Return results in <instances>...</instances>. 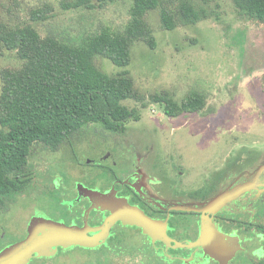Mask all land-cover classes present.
Wrapping results in <instances>:
<instances>
[{"label": "flooded vegetation", "instance_id": "1", "mask_svg": "<svg viewBox=\"0 0 264 264\" xmlns=\"http://www.w3.org/2000/svg\"><path fill=\"white\" fill-rule=\"evenodd\" d=\"M124 132L70 136L97 149L88 163L82 153L72 160L76 163L66 155L70 164L96 169L92 181L71 177L73 182H66L49 158L54 151L64 153L65 142L55 148L42 145L49 155L27 164V187L0 203V217L20 201L32 207L23 231L16 227L8 241L0 233V253L28 237L33 219H46L84 228L100 239L91 246L52 245L46 254L33 252L22 264H264L263 151L251 167L233 170L243 157L227 149L211 169L189 178L170 135L158 131L162 140L154 146L151 135ZM83 188L105 196L96 203ZM237 188L231 198L207 209L220 194ZM125 208L131 209L129 222L111 210L123 216ZM35 232L42 234L39 227ZM16 261L7 257L0 264Z\"/></svg>", "mask_w": 264, "mask_h": 264}, {"label": "rangeland", "instance_id": "2", "mask_svg": "<svg viewBox=\"0 0 264 264\" xmlns=\"http://www.w3.org/2000/svg\"><path fill=\"white\" fill-rule=\"evenodd\" d=\"M60 1L0 0V18L11 23L24 22L31 8L48 3L54 13L35 23L40 34L52 33L76 41L101 25L122 29L129 18V0L103 5L98 0H90L94 5L91 9L85 6L65 9ZM210 9L216 14L172 30L162 29L158 11H150L146 20L155 41L154 48L143 41L134 42L130 63L125 67L115 66L106 58L96 60L108 73L127 70L135 87L148 101L146 106L134 100L123 101L129 107H136L140 115L139 119L126 122L124 133L151 135L154 146L162 140L158 131L161 130V135H170L183 156V165L187 167L184 171L189 178L211 169L227 149L243 157L244 162L233 164V170L251 167V163L257 162L258 153L264 152V25L240 16L231 0H213ZM19 63L13 52L0 57V68L15 67ZM163 91L178 102L189 95L202 94L205 106L199 112L167 116L158 103L149 102L150 95ZM80 133L109 132L101 130L99 124L89 123ZM75 138L62 145L64 153L57 150L49 158L66 182L92 181L97 170L70 164L66 155L72 161L82 153L88 163L97 149L86 146L82 138L75 143ZM48 155L47 149L36 145L28 163L43 162L46 158L41 157ZM80 170L84 171L80 173ZM46 208L50 214L55 213L51 207ZM31 213L32 207L20 201L0 217L3 240H11V231L16 227V231H23ZM72 256L86 255L73 253Z\"/></svg>", "mask_w": 264, "mask_h": 264}, {"label": "trees", "instance_id": "3", "mask_svg": "<svg viewBox=\"0 0 264 264\" xmlns=\"http://www.w3.org/2000/svg\"><path fill=\"white\" fill-rule=\"evenodd\" d=\"M115 1L125 0H98L100 5ZM129 1V18L122 29L101 25L77 41L40 34L35 23L54 13L48 3L31 8L24 22L0 18V57L9 51L20 61L18 66L0 68V203L27 187V164L34 146L55 148L89 123L109 133H123L127 121L139 119L138 109L123 103L148 104L132 75L127 70L108 73L96 60L106 58L125 67L134 42L154 48L147 13L157 10L165 30L216 14L209 10L213 0ZM231 1L240 16L264 25V0ZM60 4L65 9L94 7L90 0H61ZM149 102L158 103L167 116L199 112L205 106L198 93L178 102L163 91L150 95Z\"/></svg>", "mask_w": 264, "mask_h": 264}, {"label": "water", "instance_id": "4", "mask_svg": "<svg viewBox=\"0 0 264 264\" xmlns=\"http://www.w3.org/2000/svg\"><path fill=\"white\" fill-rule=\"evenodd\" d=\"M263 168L264 164L261 165L259 169ZM239 190L240 189L237 188L233 191H226L220 194L216 199L208 204L207 209H212L217 203L223 201L224 199L231 198L233 194L237 193ZM82 192L96 203L105 196V194H101L98 191L88 188H83ZM111 210L115 215H119V218H122L125 222H129L127 219H129L131 215L130 208H125L123 216H121L118 211H115L114 209ZM36 227L41 229L42 234L38 235L35 232ZM98 239H100V234L89 236L85 232L84 228L67 226L52 220L33 219L30 223L28 237L24 241L12 246L9 252L0 253V261H3L4 258L12 257L17 260L14 264H22V262L27 260L33 252L41 251L46 254L48 247L52 245L79 244L91 246L96 244Z\"/></svg>", "mask_w": 264, "mask_h": 264}]
</instances>
